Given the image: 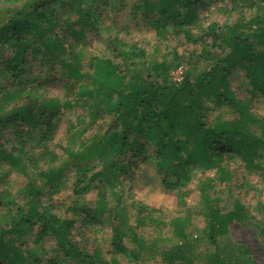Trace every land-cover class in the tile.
Masks as SVG:
<instances>
[{"label": "trees", "instance_id": "16d2710c", "mask_svg": "<svg viewBox=\"0 0 264 264\" xmlns=\"http://www.w3.org/2000/svg\"><path fill=\"white\" fill-rule=\"evenodd\" d=\"M84 3L87 2L24 0L20 7L8 9L0 20V50L4 51L0 57V93L1 80L19 83L17 89L4 94L1 104L9 106V110L0 115V138L7 127L16 126L19 143L17 147L2 146L0 162L28 175L22 204L7 193H0V209L5 213V223L0 227V264H40L38 254L43 253L42 247L49 240L55 243L63 260L74 264H122L120 258L138 257L135 250L127 248L125 240L137 245L143 241L127 223L126 213L119 211L120 221L111 225L110 258L101 259L100 252L94 249L90 253L73 241V220L54 214L51 206H42V188L29 173L38 172L44 178L49 200L64 185V170L51 167L59 158L50 147L54 142V117L61 104L41 98L32 88L40 76L27 75L29 57L60 61L67 76L62 106L86 112L78 124L70 125L67 135L70 143L77 142L76 148L68 143V151L65 149L69 161L64 167L72 163L76 171L71 186L73 197L97 191L94 213L103 217L109 205L107 194L116 196L119 177L128 173V164L119 158L135 155L147 144L155 150L154 168L168 190L184 191L196 171L214 172V178H208L202 189L207 239L216 246L219 238L228 234L227 227L233 220L247 219L239 201L234 202L233 211L223 214L206 193L214 179L221 183L231 181L226 157L239 159L248 172L264 171V122L251 114L247 104L236 100L228 83V76L240 70L251 92L264 94L263 19L255 16L225 27L213 24L200 36H194L189 27L197 18L192 6L196 0H141L140 7L133 11L135 17L151 23L160 37L173 30V35L181 34L190 46L201 49L200 54L209 63L195 78L186 73L180 83H173L169 75L179 67L178 62H155L151 72L143 76L135 68L145 62L144 52L125 50L116 37L111 41L114 46L108 48L111 57L91 56L83 63L81 52L74 53V41L84 36L82 30L75 32L69 16L76 14L80 22L89 23V5ZM230 3L234 11L264 7V0ZM216 48L222 51L221 55H210ZM210 98L231 106L238 117L207 121L204 101ZM108 117L113 121L112 129L110 126L102 139H89V143L83 140L88 128ZM253 124L260 127V134L252 130ZM36 153L44 165L51 167L47 172H39V160L33 156ZM118 162L121 163L117 165ZM184 195L188 196L189 191L185 190ZM168 226L172 229L170 239L177 243L163 252L166 264H192V258L184 251L188 243L186 220L176 217L169 220ZM258 234L264 244V218ZM31 236L34 239L29 245ZM234 245L239 264L254 263L244 246ZM226 258L214 253L207 257L206 264H227Z\"/></svg>", "mask_w": 264, "mask_h": 264}, {"label": "rangeland", "instance_id": "374dc122", "mask_svg": "<svg viewBox=\"0 0 264 264\" xmlns=\"http://www.w3.org/2000/svg\"><path fill=\"white\" fill-rule=\"evenodd\" d=\"M23 1L0 0V20L6 17L8 9L20 7ZM140 1L84 0L87 2L84 4L89 5L90 22H80L76 14L69 16V22L75 32L82 30L84 36V39L78 38L74 41V53L81 52L83 63L91 56L111 57L108 48L114 46L111 41L116 37L121 44H124L125 50L134 49L144 52L145 62L135 68L143 76L151 72L150 68L155 62L163 61L178 62V66L182 67L180 75L182 77L190 73L195 78L204 71L209 63L204 59L205 56L200 54L199 47L190 46L181 34L173 35L174 30L160 37L151 23L134 16L133 11L140 7ZM196 1V5L192 6L196 9L197 18L189 27L194 36H200L213 24L221 27L233 26L237 21H247L255 16H260L264 22V7L234 11L231 0ZM221 50L216 48L209 54L217 57L221 55ZM3 54L4 51L0 50V57ZM28 61L27 75L40 76L39 81L32 88L41 98L55 100L61 104L54 117V142L50 147L59 158L51 167L54 170L59 168L64 170L62 174L64 185L59 193L49 200L46 197L48 186L44 178H40L38 172L32 171L29 175L36 178V183L42 188V206H51L54 214L74 221L72 239L80 248L90 253L95 249L100 252L101 259L109 260L111 225L120 221L117 217L120 211L126 213L127 223L135 228V232L143 240L142 244L138 245L131 240H125L127 248L135 250L138 257L136 259L120 258L122 264H166L163 252L177 243L170 239L172 229L168 226V222L176 217L186 220L188 243L184 251L192 258V264H206L207 257L214 253L221 257L227 256V264L229 262L239 264L236 258L237 248L234 245L237 243L246 248L253 264H264L263 238L258 234L259 226L264 218V171L262 173L248 172L243 163L233 156H227L225 163L231 172V181L221 183L214 179L211 189L206 190V193L210 194V197L214 199L213 204L223 214L233 211L234 202L239 201L247 213V219L241 222L233 220L227 227L228 234L225 238H219L216 246L211 245L207 239L208 227L207 218L204 215L202 189V184L208 178H214V172L196 171L193 181L184 191L168 190L163 186V178L154 168L155 150L147 144L139 153L128 155L124 159L119 158L128 164L126 165L128 173L119 177L120 186L116 187V196L107 194L109 205L103 217L94 213L97 208V191L92 190L83 197L74 198L71 186L76 171L72 163L71 165L68 163V168L64 167V163L69 161L65 149L68 151L70 145L77 147V142L70 143L69 139L67 140L68 130L71 124H78L86 112L79 108L62 106L65 102L64 84L67 76L60 61L55 59L43 61L34 57H29ZM176 69H172L169 75L173 83ZM1 81L0 115L9 110V106L1 104L4 94L17 89L19 84L12 80ZM228 83L236 100L247 104L251 114L264 122V94L251 92L244 72L240 70L233 72L228 76ZM23 84L26 85V80ZM204 103L207 109L206 120L210 123L216 119L231 120L238 117L237 112L226 103L221 104L211 98ZM112 125L113 121L109 117L104 118L103 121H96L84 133L83 140L89 143V139L95 141L102 139L110 126L112 129ZM251 128L256 133H261L257 124H253ZM80 129L79 127L77 130ZM17 131L18 127L11 126L1 133L0 149L2 146L5 148L18 146ZM33 156L39 160V172H47L51 168L42 163L44 160L40 159L39 155L37 157V153ZM120 163L118 162L117 165ZM27 176L0 162V193H7L14 201L22 204V191L27 183ZM185 190L189 191L188 196L184 195ZM4 216L3 209H0V227H3L5 223ZM33 239L34 236L29 237V245ZM42 250L43 253L38 254L40 264H50V261L56 264H74L63 260L53 241L46 242ZM241 263L244 262L241 261Z\"/></svg>", "mask_w": 264, "mask_h": 264}, {"label": "built area", "instance_id": "2783aa9c", "mask_svg": "<svg viewBox=\"0 0 264 264\" xmlns=\"http://www.w3.org/2000/svg\"><path fill=\"white\" fill-rule=\"evenodd\" d=\"M181 73H182V67L180 66V67H178V68L176 69V72H175V74H174V75H175V79H174V82H175V83H180L181 80L183 79V77L180 76Z\"/></svg>", "mask_w": 264, "mask_h": 264}]
</instances>
